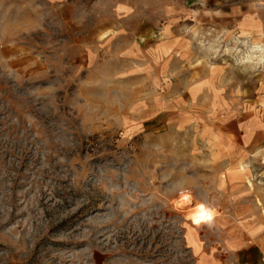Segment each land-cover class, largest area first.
<instances>
[{"label":"rangeland","instance_id":"374dc122","mask_svg":"<svg viewBox=\"0 0 264 264\" xmlns=\"http://www.w3.org/2000/svg\"><path fill=\"white\" fill-rule=\"evenodd\" d=\"M241 1L264 5L0 0V264L262 257L264 62L243 58L264 32L220 11Z\"/></svg>","mask_w":264,"mask_h":264},{"label":"crops","instance_id":"0c3cea01","mask_svg":"<svg viewBox=\"0 0 264 264\" xmlns=\"http://www.w3.org/2000/svg\"><path fill=\"white\" fill-rule=\"evenodd\" d=\"M220 11H222L225 16H228V18H222L221 20H227L229 28L236 31V33L242 32L246 35H255L259 31L264 32V5L241 1L228 8H221ZM261 91H264V87L261 88ZM248 124L251 125V131L256 132L257 129L259 130L257 127L258 122L255 118H252ZM199 241L202 243L201 240ZM233 243L235 244L233 246L238 249L236 252L238 253V258H243L244 256V258L246 257V259L250 261V264H259L261 258L258 257V255H253V257H251V253L246 254L250 250V247L240 244L238 241H233L232 244ZM201 246H203V244ZM245 263L249 264V262Z\"/></svg>","mask_w":264,"mask_h":264},{"label":"bare ground","instance_id":"6f19581e","mask_svg":"<svg viewBox=\"0 0 264 264\" xmlns=\"http://www.w3.org/2000/svg\"><path fill=\"white\" fill-rule=\"evenodd\" d=\"M249 49L250 51L246 53L243 62L254 63L255 60L257 62H264V46L255 43ZM247 183L249 184V181ZM177 205L186 209L184 218L193 226L200 227L203 224H211L218 215L216 210L202 203H195L193 197L187 193H181L179 195Z\"/></svg>","mask_w":264,"mask_h":264},{"label":"built area","instance_id":"2783aa9c","mask_svg":"<svg viewBox=\"0 0 264 264\" xmlns=\"http://www.w3.org/2000/svg\"><path fill=\"white\" fill-rule=\"evenodd\" d=\"M262 261H264V254H262V257H261Z\"/></svg>","mask_w":264,"mask_h":264}]
</instances>
